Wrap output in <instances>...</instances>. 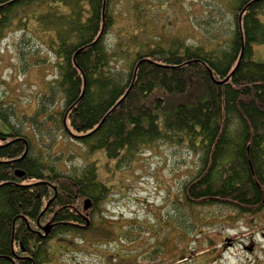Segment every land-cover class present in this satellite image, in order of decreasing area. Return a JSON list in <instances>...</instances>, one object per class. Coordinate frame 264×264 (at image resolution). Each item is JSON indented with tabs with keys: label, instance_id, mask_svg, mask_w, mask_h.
<instances>
[{
	"label": "trees",
	"instance_id": "trees-1",
	"mask_svg": "<svg viewBox=\"0 0 264 264\" xmlns=\"http://www.w3.org/2000/svg\"><path fill=\"white\" fill-rule=\"evenodd\" d=\"M43 1L68 10L27 14ZM227 2L231 22L217 23L224 32L220 40L219 32L210 34L216 44L182 40L167 48L130 47L129 36L109 47L112 0H17L0 8V51L11 25L24 31L34 20L48 37L25 33L23 42L36 39L44 49L18 48V69L52 68L31 114L9 102L0 85V264L50 261L48 241L56 234L110 236L94 211L111 187L89 159L65 170L71 155L56 149L65 133L117 167L156 142L190 149L195 166L166 219L181 237L209 223L204 207L226 208L231 219L264 210V62L254 59V45L264 43V0ZM170 100L176 109L161 118ZM229 145L236 159L215 177ZM87 198L92 206L85 210Z\"/></svg>",
	"mask_w": 264,
	"mask_h": 264
},
{
	"label": "rangeland",
	"instance_id": "rangeland-1",
	"mask_svg": "<svg viewBox=\"0 0 264 264\" xmlns=\"http://www.w3.org/2000/svg\"><path fill=\"white\" fill-rule=\"evenodd\" d=\"M228 8L227 0H112L109 15L113 23L105 42L116 47L129 36L126 44L130 47L135 43L139 46L158 43L167 48L182 40L190 44H216L210 34L217 31L218 40L222 38L224 27L214 28L217 23L231 22ZM58 9L68 10L58 3L43 1L34 4L27 14L44 15ZM35 32L43 39L48 37L34 20L24 31L14 23L6 30L0 51V85L4 96L29 114L36 108L45 76L52 72L50 66L46 67L49 72L33 69L23 73L18 69V48L44 49L36 39L23 42L25 33L29 38ZM254 59L264 62V43L254 45ZM170 101L166 102L161 118L176 109V101ZM63 135L62 139L57 138L56 149L71 155L65 170L89 159L97 165L99 177L111 187L100 212L94 211L95 222H103L110 236L56 234L48 241L51 260L43 264H264V210L255 216L231 219L226 208L204 207L203 213L211 215L205 226L182 237L178 230L169 232L166 219L174 215L172 200L181 197L183 182L195 166L190 149L156 142L129 165L117 167L116 159L108 158L103 151L89 152L66 133ZM235 159L234 146L229 145L219 159L215 177ZM166 238L171 240L166 242ZM151 250L155 252L149 255Z\"/></svg>",
	"mask_w": 264,
	"mask_h": 264
},
{
	"label": "water",
	"instance_id": "water-1",
	"mask_svg": "<svg viewBox=\"0 0 264 264\" xmlns=\"http://www.w3.org/2000/svg\"><path fill=\"white\" fill-rule=\"evenodd\" d=\"M103 11H104V8H103ZM102 32L103 31H101V33H100V36L102 35ZM99 36V37H100ZM242 54H243V52H241V55H240V59H239V61H238V64H239V62H240V60H241V58H242ZM238 64H237V66H238ZM236 66V67H237ZM235 70H236V68L232 71V73L231 74H233V72H235ZM212 74V73H211ZM213 75V74H212ZM84 87H85V82H84ZM19 175H22L21 173H18ZM92 206V201H91V199L90 198H87L85 201H84V209L85 210H88L90 207ZM86 219L87 220H89L88 219V217H86ZM43 228V230H44V234H42V236L43 237H46L49 233H50V231H51V229H52V224L51 223H49V224H47L46 226H43L42 227Z\"/></svg>",
	"mask_w": 264,
	"mask_h": 264
},
{
	"label": "flooded vegetation",
	"instance_id": "flooded-vegetation-1",
	"mask_svg": "<svg viewBox=\"0 0 264 264\" xmlns=\"http://www.w3.org/2000/svg\"><path fill=\"white\" fill-rule=\"evenodd\" d=\"M17 0H7V1H2L1 4L4 5H0V8L4 7L5 5H14L16 3ZM5 13V12H4ZM3 12H1V15L4 14Z\"/></svg>",
	"mask_w": 264,
	"mask_h": 264
}]
</instances>
